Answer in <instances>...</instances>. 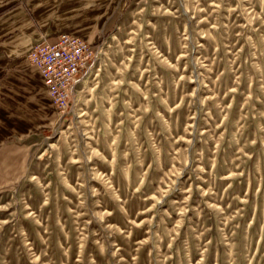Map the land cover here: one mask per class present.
Returning a JSON list of instances; mask_svg holds the SVG:
<instances>
[{
	"label": "rangeland",
	"instance_id": "obj_1",
	"mask_svg": "<svg viewBox=\"0 0 264 264\" xmlns=\"http://www.w3.org/2000/svg\"><path fill=\"white\" fill-rule=\"evenodd\" d=\"M116 1L66 113L0 87V264H264V0Z\"/></svg>",
	"mask_w": 264,
	"mask_h": 264
},
{
	"label": "crops",
	"instance_id": "obj_2",
	"mask_svg": "<svg viewBox=\"0 0 264 264\" xmlns=\"http://www.w3.org/2000/svg\"><path fill=\"white\" fill-rule=\"evenodd\" d=\"M59 4L70 6L68 11L72 14L62 18L68 13L56 11ZM117 9L116 0H27L0 4V87L7 84L18 87L17 82L31 86L27 84L31 79L24 64L27 53L38 42H53L68 34L91 45L97 43L101 38L99 32L106 31ZM92 29L97 31L92 33ZM38 75L44 85L39 72ZM51 103L54 105L52 100Z\"/></svg>",
	"mask_w": 264,
	"mask_h": 264
},
{
	"label": "built area",
	"instance_id": "obj_3",
	"mask_svg": "<svg viewBox=\"0 0 264 264\" xmlns=\"http://www.w3.org/2000/svg\"><path fill=\"white\" fill-rule=\"evenodd\" d=\"M95 58L92 45L76 36L60 35L55 41L35 44L28 55L37 68L55 108L62 114L70 107Z\"/></svg>",
	"mask_w": 264,
	"mask_h": 264
}]
</instances>
